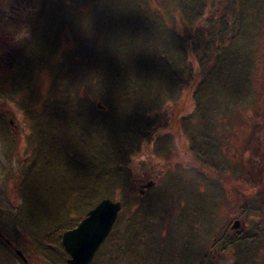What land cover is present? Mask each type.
Returning <instances> with one entry per match:
<instances>
[{"label":"rangeland","instance_id":"374dc122","mask_svg":"<svg viewBox=\"0 0 264 264\" xmlns=\"http://www.w3.org/2000/svg\"><path fill=\"white\" fill-rule=\"evenodd\" d=\"M51 1L56 15L66 7L62 26L56 27L60 17L49 16L50 10L34 14L38 0H30L27 9L29 39L32 22L43 21L45 41L39 47L18 50L12 35L0 39V226L9 237L13 231L28 233L35 246L24 248L26 261L63 264L61 233L82 218L73 220L79 214L72 212L60 225L48 208L41 222L29 228L28 210L14 188V176L28 165L18 161L6 125L23 130L21 153L32 150L30 117L43 120L45 99L57 98L64 106L49 113V143H126L130 150L122 165L132 183L112 184L125 174L121 166L108 177L110 196L124 197L123 208L89 264H263L264 131L254 138L252 127L264 104V0ZM147 4L151 17L139 11ZM139 13L144 17L137 19ZM148 18L166 26L165 34ZM139 22L154 33L142 44L134 31L141 30ZM125 25L134 27L128 30L132 35L119 33ZM185 31L203 37L196 56L195 48L180 45ZM22 37L25 30L17 40L24 44ZM35 37L39 40L37 32ZM151 50L155 64L138 68L139 59L149 61ZM212 51L222 56L207 64ZM54 53L56 64L49 67L44 59ZM196 65L204 73L197 93L190 85ZM143 101L148 108L136 111L132 105ZM39 156L38 163H44L46 157ZM59 161L53 159L58 163L53 173L61 169ZM74 166L64 179L55 174L49 181L59 182L55 199L66 196L72 203L93 188L92 180L79 187L81 167ZM49 182L42 183V190ZM164 185L170 198L151 205V194ZM234 220H239V235L246 237L239 246L229 244L224 233ZM148 221L152 228L145 227ZM0 264L23 263L0 246Z\"/></svg>","mask_w":264,"mask_h":264},{"label":"trees","instance_id":"16d2710c","mask_svg":"<svg viewBox=\"0 0 264 264\" xmlns=\"http://www.w3.org/2000/svg\"><path fill=\"white\" fill-rule=\"evenodd\" d=\"M57 1V0H55ZM129 0H122V3L125 5V3H127L129 5V3L127 2ZM135 4H137L139 2V0H133ZM138 1V2H137ZM144 1V0H143ZM47 1H45L44 5H41V14H45L46 10H50L51 12H49V16H51L54 19H57V17H60V22L58 21L56 23V27L59 26L61 24H63L62 19L65 15V8L61 9V14L59 15V13L56 15L55 11L52 10L51 6L52 4H54V2H52L51 0L48 1V4H46ZM58 6H60V3H58ZM144 6V5H143ZM133 7V6H132ZM145 8H143L142 6L140 7L139 11H142L143 13H145V16L151 17L152 15H146V11H148V4L144 6ZM137 8V7H136ZM135 8V14H138V8ZM83 15V14H82ZM135 16V15H134ZM133 16V17H134ZM137 17V19H140L144 16H142L139 13V16H135ZM149 19V18H148ZM135 20V18L133 19ZM151 24H154V28L157 32H161L165 34V28L166 26L162 25L161 23H159L156 20H151L149 19ZM56 22V20H55ZM76 24V23H75ZM131 24V23H130ZM129 24V25H130ZM137 26L141 27V30L138 31L137 29H135L134 31H137V33H139L140 38H139V43L142 44V41L146 38L145 36L150 34V35H154L153 31L149 28V26L145 23H137ZM138 28V27H137ZM134 29V27L129 28L128 29V25H125V27L119 31V33H130L131 35L133 34V32H131ZM131 30V31H128ZM214 30V28H213ZM195 33H198L199 29H194ZM168 33V32H166ZM54 34L56 35V29ZM185 34V35H183ZM181 34V36H179L180 39V45H182V47L185 46V44H188L190 46V49L195 48V56L197 53V50H200L201 48V42L203 41V37H199L198 35L195 34H189L188 32L186 33V31ZM42 37L45 39L44 33H43V25H42ZM145 37V38H144ZM36 38V37H35ZM34 39V38H32ZM31 39V40H32ZM94 43V42H92ZM196 46V47H195ZM185 48V47H184ZM33 50H37V49H33ZM152 53V56H149L148 62L143 63L144 59H139V62L137 63V67H144L146 66L147 63L151 64H155V59H154V51L151 50L150 51ZM185 52V49H184ZM57 54L54 53V56L52 58H47V62L46 65H48L49 67H52L56 64V62L54 61V57ZM224 55V54H223ZM35 56L34 53H32L31 58H33ZM222 55H220L221 57ZM227 56H229L227 54ZM211 57V58H210ZM208 57L209 59H212L211 61H206V63H211L212 61H216L219 60V54H217L215 51H212V55ZM207 58V59H208ZM185 62V57H183V62L182 64ZM202 74L203 71L202 69L199 67V65H196L194 70H192V77L193 79L191 80L190 85L194 88V92H196V90L200 89V79L202 78ZM197 87V88H196ZM134 88V87H132ZM135 89V88H134ZM198 92V91H197ZM196 92V93H197ZM190 95V94H189ZM194 98V96H193ZM196 99V98H195ZM147 101H143L141 104H138L137 106L135 104H133V108H135V110H146L148 107L144 104ZM197 103V102H196ZM152 104L154 105V101H152ZM60 106H64L63 102H59V100L57 98H46L44 101V104H42V108H41V114L42 116H44L45 118H41L37 119V116L35 117H30V125H31V130L28 134V140L35 142V143H29L30 148H33L32 150H27L23 153H21L18 149L20 140L22 138V134H23V130H19L17 132H14V129H12L13 127L11 125H6L8 126V128H10V130L8 131L10 134H7L10 140H13L12 142H14V149L16 151V156L18 161H20L21 165L27 164V168L24 170V173H17L14 176V188H15V192H18L19 189V194H17V196L19 195L22 198V206L24 207V209L28 210L26 212V221L29 222V228L32 227V224L37 222L40 223L42 220V217L45 216V212L47 211V209L49 208L50 210H52L53 216L56 217L54 218L55 221L58 224H63L65 222H67L69 219V216L72 212H74L76 215L79 214L77 217H75L73 220L77 219L80 216H83L84 213L86 212L87 209H89L90 207H92L96 202H98L101 198H103L104 196H109L110 192H109V188L112 185H109V180L108 177H112L113 176V172L116 169H119L118 167H123V169L125 170V174L121 175V177L115 182L112 183L114 185H119L122 182H127L126 184H130L132 183L130 177H126V172L128 171V167L127 165H125L122 162L123 161H128L130 158V150L127 149V146L124 144H119L117 143L116 146H113L111 144L109 145H103L102 143H86V145H81V143H79V145H77L76 143H49L52 139L53 133L52 130L49 129V124H50V117H49V113L57 110V108H59ZM152 106V105H150ZM115 105L111 106V110H113V108H115ZM260 109V111H257L256 113H258L260 116H254L255 122L253 124L252 127V131H253V136L254 138L256 137V133L261 131L259 133L262 134V132L264 131V104L263 101L261 103V106L258 108V110ZM21 110H24V108H21ZM5 115V114H4ZM262 115V116H261ZM48 116V118H47ZM7 116L3 117V120L7 121ZM236 137V135H235ZM40 143H37V142ZM42 141L45 142V146L42 148L40 147V144L42 143ZM76 145V146H75ZM99 147L98 150L94 153L92 151V153H89V149L94 150V148ZM107 147V148H106ZM103 148V149H102ZM73 150L74 153H70V150ZM42 153L46 158L43 162L38 163V159L40 160V156L39 154ZM60 156V161L57 159ZM29 157V160L25 161V159ZM24 159V160H23ZM54 160L61 162V169H56V172L53 173V166H58L57 162H52ZM51 162V163H50ZM74 167H81L80 170L78 171L81 175L79 178H82V180H78L79 182V187H82V181H88V180H92V185L93 188L91 189L90 192H82L81 196L78 198V200L73 201L72 203H68L66 200V196L63 197L61 200H57L55 199L56 196V188L59 187V182L56 180V182H54V184L52 182H49L51 180L55 179V174H59L60 176H62V178L64 179V174L70 170L71 166ZM35 170L34 172L33 169ZM228 168V166H227ZM121 171V169H119ZM45 171V172H44ZM89 173V178L85 179V175H87ZM83 175V176H82ZM45 182H49L47 184V186L45 187L44 190H42V183ZM106 184V185H105ZM110 186V187H109ZM165 185L163 186V188L161 190H158L156 192H152L153 194H151V205L156 201L161 200V199H168V196L170 198V194L168 195V193H165ZM113 187H111L112 189ZM90 193V194H89ZM157 195H165L164 198H158ZM124 198V197H123ZM122 199V201H124ZM136 198L139 199H143V196H136ZM45 201V202H44ZM48 202V203H47ZM42 204L47 205L45 208H42ZM53 204V206L51 205ZM153 210V209H152ZM154 211V210H153ZM151 217V216H150ZM149 217V218H150ZM165 218H162V220H164ZM144 220L147 221V219L144 218ZM148 228H152V226L150 225V222L148 221ZM46 225H50L49 223H45ZM230 222H227V228L229 226ZM28 225L26 227H28ZM154 228V226H153ZM135 235V234H134ZM228 235V234H225ZM230 236V235H229ZM234 236V237H232ZM229 237L228 243L231 244L233 246H239L241 244V242L244 241V239L246 237H242L244 236V234L239 235V231H237V233L235 235H232ZM240 243V244H239ZM29 244H33V242H31ZM35 246V244H33ZM30 245H29V249H30ZM239 248V247H237ZM32 251V250H31ZM30 262L34 259V256L31 254V256H29ZM262 264V262L260 263Z\"/></svg>","mask_w":264,"mask_h":264},{"label":"flooded vegetation","instance_id":"af4514ba","mask_svg":"<svg viewBox=\"0 0 264 264\" xmlns=\"http://www.w3.org/2000/svg\"><path fill=\"white\" fill-rule=\"evenodd\" d=\"M46 0H38V8L37 11H35L34 14H38V16H42L41 12V5L45 4ZM30 0H0V39L2 40L3 36L12 35V47H16L18 50H24L28 48L33 47H39L40 43L44 42L45 39L42 37V25L38 22L37 25L35 22H32L31 28L32 32L30 33L31 38L29 39V17L27 15V9L29 7ZM42 18V17H41ZM26 25V29H24V26ZM23 30H25V38L22 37L21 39H25L24 44L18 43V39L20 35H22ZM37 32V35L39 36V40L35 38V34ZM15 36L17 38L15 39ZM34 38V39H32ZM32 39V40H31ZM28 40V42H26ZM29 41H32L33 44L29 47ZM21 45V46H20ZM1 47V46H0ZM188 99H184L182 102H186ZM2 115H7L8 111L6 109H2L1 111ZM9 119V118H8ZM7 119V121H8ZM10 121V120H9ZM179 141V140H178ZM263 221H264V209H263ZM232 222V221H231ZM13 224H11V227H13ZM231 224V223H230ZM230 224L226 231H224L225 234H228L230 236L235 235L238 230H230ZM24 227V226H23ZM163 227V225H162ZM13 230V228H12ZM110 232V231H109ZM0 233L2 235L0 236V246L4 248L9 252L15 255V258L19 259L21 263L23 264H29L28 261L23 260V250L24 248L29 247V236L27 232H23L20 234L18 231H13L11 233V239L9 236H7L4 233V230L2 229V226H0ZM223 233V232H222ZM221 233V234H222ZM234 237V236H232ZM106 238V237H105ZM104 238V239H105ZM104 241V240H103ZM102 241V242H103ZM101 242V244H102ZM101 244L99 248L101 247ZM22 250H19V249ZM97 249V251L99 250ZM20 251V253H19ZM96 251V253H97ZM64 255H61L63 257V264H69L68 263V257L69 255L64 250ZM95 253V254H96ZM94 258V257H93ZM91 261L90 263H92ZM89 264V263H88ZM264 264V263H263Z\"/></svg>","mask_w":264,"mask_h":264},{"label":"water","instance_id":"95a60500","mask_svg":"<svg viewBox=\"0 0 264 264\" xmlns=\"http://www.w3.org/2000/svg\"><path fill=\"white\" fill-rule=\"evenodd\" d=\"M120 207V201L102 198L86 211L75 227L62 232L61 243L69 254V264H88L92 261L116 220ZM237 226L239 220H235L231 228ZM23 260L26 261L24 257Z\"/></svg>","mask_w":264,"mask_h":264},{"label":"bare ground","instance_id":"6f19581e","mask_svg":"<svg viewBox=\"0 0 264 264\" xmlns=\"http://www.w3.org/2000/svg\"><path fill=\"white\" fill-rule=\"evenodd\" d=\"M87 183H88V181H87ZM103 198H109L110 200H112V201H120V203H121V207H120V210L119 211H121L122 210V208H123V203H124V201H122V199H113V198H111V196L109 195V196H104ZM134 213V212H133ZM78 223V222H77Z\"/></svg>","mask_w":264,"mask_h":264}]
</instances>
